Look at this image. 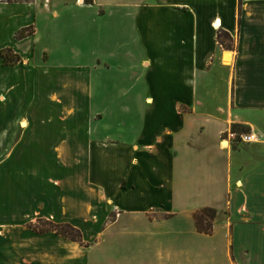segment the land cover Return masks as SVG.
I'll use <instances>...</instances> for the list:
<instances>
[{"label": "crops", "instance_id": "1", "mask_svg": "<svg viewBox=\"0 0 264 264\" xmlns=\"http://www.w3.org/2000/svg\"><path fill=\"white\" fill-rule=\"evenodd\" d=\"M20 4L38 12L26 38L47 39L34 63L67 73L45 83L60 90L48 91L44 102L70 112L50 129V160L63 176L15 174L21 192L13 213L33 209L72 224L82 238L89 223L107 253L78 261L90 245L49 231L27 235L34 247L14 248L6 233L15 219L3 212L6 264H205L203 254L173 257V247L188 238L208 241L212 255L220 253L215 264H264V0ZM219 29L235 38L234 49L218 43ZM23 47L29 61L33 50ZM11 68L0 63V79ZM4 102L0 115L10 118ZM29 122L22 117L19 126ZM232 124L257 140L230 137ZM14 132L7 127L0 136ZM78 162L83 175L73 170ZM203 206L218 212L211 234L194 224L193 212Z\"/></svg>", "mask_w": 264, "mask_h": 264}, {"label": "rangeland", "instance_id": "2", "mask_svg": "<svg viewBox=\"0 0 264 264\" xmlns=\"http://www.w3.org/2000/svg\"><path fill=\"white\" fill-rule=\"evenodd\" d=\"M1 2H6V0H0V3ZM21 2L28 1L17 0L12 2L13 5H11V3H7L8 5H0V49L9 47L11 51L4 50V53L6 52L8 54V60L6 61H8L7 63L9 64L7 65L12 66L11 69H7L8 76L3 80L0 79V98L3 96V99H0V101H5L4 103H6L8 111L12 112L10 118L9 115L8 117L6 115L1 117L0 115V132L7 127L15 131L13 136H0V146L3 147V150L0 151V163L2 162V165H0V215L5 212L4 219L10 221L15 219L11 223L14 226L6 233L8 235L12 234L11 244L13 247L30 248L31 246L34 247V245L26 241L27 235L32 232L36 234L43 233L32 230L30 225L42 227L43 220L55 221L37 214H32L35 210L29 208H24L23 211L21 210L20 215L13 213V199L16 194L21 192L18 184L14 181V175L38 176L46 173L52 174L53 177L63 176L62 173L58 172L59 168L54 166V161H51L52 153H54L53 146L56 143V135L53 133L50 134V129H53L52 127H54L55 122H57L56 118L64 116L68 109L64 108L60 103H45L44 95H46L48 91L60 90V87H56L52 83L49 87H45L47 81L51 82L56 77L65 78L67 73H62L50 65L41 64V67H39L38 63H34L33 57H35V52L40 50L43 46V42L46 43L47 39L43 36L35 38H26V36V39L22 42V38L18 37L17 31L21 27H33L32 24H29L30 20H33V24L39 21L38 12L32 13V8L29 9L26 6H22L20 4ZM233 41L235 42L234 37ZM23 45L33 50L29 61L27 58H23L19 53V51L25 49ZM225 61L226 63H230V59ZM0 63L3 64V58L1 56ZM28 63L29 65H27ZM0 72H2L1 69ZM3 72L5 73L6 69H3ZM74 75L75 73L72 72V79H74ZM50 79L52 80L50 81ZM115 107L116 105H111L112 109ZM68 112H70V110L66 113ZM22 117H26L30 121L28 126L23 129L19 126V119ZM17 139L21 141V143L18 146L16 143V146L8 153L10 145L17 141ZM238 141L240 140L238 139ZM78 154L80 155V160L86 159L85 152H79ZM17 158L20 160L19 165L21 164L19 169L14 168ZM84 167V163L78 162L75 164L73 170L76 174L83 175ZM220 217L225 218L223 214L220 215ZM38 219L39 221H37ZM88 224L89 223H83L85 233L82 238V243H76L82 247H87V245L90 246L82 256L77 254L78 261L84 260L87 257L94 259L107 253V248L105 244L102 243V240L95 243V236L97 233L94 232L95 228H93L91 224L90 226ZM49 232L52 234L55 233L53 231ZM128 237L133 238V235L128 234ZM180 244L181 246L178 245V247H176V245L173 247L174 258L180 260L185 256L196 258L197 256H201L200 254H203V257L206 259L205 264H212L211 260H214L215 264V260L217 259L214 257L219 256L220 258V253L219 255L215 253L212 255L208 248L209 242L206 240L188 238ZM5 251L6 249L0 244V264H6L7 262L8 257L5 258ZM145 252V249H143L141 252L142 256L145 255ZM129 253L136 256L139 253V247L133 243Z\"/></svg>", "mask_w": 264, "mask_h": 264}, {"label": "trees", "instance_id": "3", "mask_svg": "<svg viewBox=\"0 0 264 264\" xmlns=\"http://www.w3.org/2000/svg\"><path fill=\"white\" fill-rule=\"evenodd\" d=\"M17 0H6L8 3L15 2ZM24 1H30V0H24ZM86 3H92V0H85ZM27 29V32H26ZM32 29V30H31ZM30 30V31H29ZM33 32V27L30 28L29 26L21 27L17 33L19 38H24L26 36L31 35ZM217 40L218 43L226 48V49H234L235 48V42L233 41V37L225 30L219 29L217 31ZM5 51H11L9 47H4L0 49V56L3 58V64L7 65L8 61V54ZM230 129L234 132L240 133V132H246L247 128L240 124H232ZM217 210L211 206H203L200 208H197L193 212V218H194V224L196 227V230L201 233L205 234H211L213 230V222L215 218L217 217ZM39 221V219L37 220ZM42 227H38L36 225H30L31 229L37 232H47V231H53L56 234L62 236L65 239H69L75 242L82 243V235L81 231L73 226L70 223L67 222H51L48 220H43Z\"/></svg>", "mask_w": 264, "mask_h": 264}, {"label": "built area", "instance_id": "4", "mask_svg": "<svg viewBox=\"0 0 264 264\" xmlns=\"http://www.w3.org/2000/svg\"><path fill=\"white\" fill-rule=\"evenodd\" d=\"M230 137H233V138H237L239 139L240 141H245V142H248V141H256L257 140V136L252 133V132H240V133H237V132H234L232 130H230V133H229Z\"/></svg>", "mask_w": 264, "mask_h": 264}]
</instances>
